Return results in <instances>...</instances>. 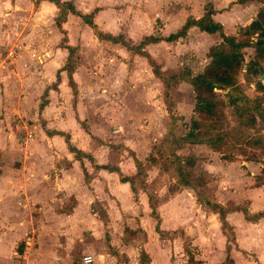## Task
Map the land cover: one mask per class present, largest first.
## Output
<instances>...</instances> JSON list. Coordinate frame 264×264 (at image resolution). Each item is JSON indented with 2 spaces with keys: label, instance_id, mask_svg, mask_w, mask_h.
<instances>
[{
  "label": "crops",
  "instance_id": "obj_1",
  "mask_svg": "<svg viewBox=\"0 0 264 264\" xmlns=\"http://www.w3.org/2000/svg\"><path fill=\"white\" fill-rule=\"evenodd\" d=\"M60 1H69L75 10L92 14V21L102 37L70 11L58 24L60 8L54 0H0V226L11 222L17 228L0 230V239L19 238L24 230L19 224L25 225L27 220L22 219L19 212L10 213L11 206L29 210L36 202L42 207L50 206L52 202L61 204L63 199L49 201L47 193L71 194L74 192L73 180L81 187L92 188L88 189L91 190L88 202L92 201L90 214L96 225L104 228V234L101 236L97 232L98 235L84 245L81 260L75 252L67 253L62 261L64 255L55 252L58 258L55 259L49 251H42L45 256L42 264H220L225 256L236 259L244 254H252L258 259L263 256L259 264H264V217L252 221L246 219L242 211L229 212L225 220L234 227V244L230 247L222 234L216 247V240L206 233L207 209L197 202L190 188L176 183V190L165 196L166 186L163 193L156 190L154 183L151 184L150 170L146 168V188L137 192V199L132 203L127 199V191L129 193L131 188L129 182L120 180L121 166L117 164L119 172L109 171L99 159L101 149L92 139L102 138L103 133L89 134L80 124L90 110L89 99L82 101L81 97L93 95L96 89L93 81L99 77L94 69L98 64L122 67L123 75H126V61L134 53V58L145 57L149 65L146 56L106 36H121L131 46L138 45L148 35L160 37L142 47L160 65L155 52L159 44L179 45L192 33L205 41L216 40L217 33H209L214 35L208 38L204 34L207 32L196 26L189 27L185 38L162 39L178 30L187 17L199 18L206 6L212 5L216 10L213 19L230 33L227 26H232L239 14L253 13L251 8L258 7L259 3L263 6L264 2L174 0L176 5L166 6L163 0ZM218 37L217 42L220 41ZM67 46L76 48V63L69 75L63 69L69 55ZM10 49L14 50L15 56L5 60ZM106 74L111 77L110 72ZM39 117L44 122L43 129L37 122ZM79 139L85 140L92 149L85 151L75 146ZM68 144L84 154L77 158L68 149ZM39 147L44 148L45 153L36 152ZM86 158H94L97 167L94 169L93 163H89V168L85 169L83 161ZM124 160L133 170V160ZM68 174L73 177L64 182L63 176ZM37 180L38 186H35ZM152 194L157 201L153 204L154 210L148 197ZM249 201L251 208L248 211L260 210H256L251 199ZM94 202L100 205L101 212L92 209ZM78 207L76 203L73 208ZM75 210L67 214L70 220L75 218ZM233 213L238 215L232 216ZM114 228H118V235ZM218 228L221 229V225ZM127 233L132 236L128 238ZM33 241V234L27 236L25 247L28 252ZM187 243L196 251H190ZM1 256L0 264L5 261ZM86 256L91 258L88 263L83 261Z\"/></svg>",
  "mask_w": 264,
  "mask_h": 264
},
{
  "label": "rangeland",
  "instance_id": "obj_2",
  "mask_svg": "<svg viewBox=\"0 0 264 264\" xmlns=\"http://www.w3.org/2000/svg\"><path fill=\"white\" fill-rule=\"evenodd\" d=\"M163 3L166 6L176 5L174 0L170 2L163 0ZM260 7L259 3L258 7L255 5L251 8L253 13L239 14L237 21L232 26H227L230 33L236 35L238 27L248 23ZM200 33L203 32L200 31ZM204 34L208 35V38L214 35ZM215 39L214 41H205L199 35L192 33L189 38L187 37L179 45L176 43L174 45L159 44L156 46L155 52L160 62L162 74L168 77L180 72L196 74L202 71L209 61V45L217 43L218 35ZM253 53V47L244 48L246 63L253 56ZM134 55L133 53L126 61V75H123L122 67H114L112 64L110 66L107 64L97 65L94 70L99 77L93 81L96 89L93 95H89V97L83 95L81 97L82 101L89 99L88 106L90 110L87 112L88 116L80 120V124H83L82 127L89 134L95 131L103 133L102 138L92 137V141L97 148L101 149L98 151V155L104 165L115 167L119 164L123 176H133L134 185L131 187L132 189L130 188L129 193L127 191V199L132 203L137 199V192L142 188H146V168L150 170L151 184L154 183L156 190L162 192L166 186L165 196L174 192L179 186L176 184L178 182H176L175 164L172 163V159L168 155V143L164 138L170 124L164 98V84L152 74V68L147 64L145 57L134 58ZM260 65L264 69V59L260 60ZM244 68L245 64L238 75L236 85L230 91L233 95L246 96L250 100L259 97L264 108V91L256 90L254 84L255 81L260 79V76L247 79ZM107 72L111 73V77L107 76ZM168 86L169 99L174 104L177 118L175 134L181 136L187 132V127L193 116L195 93L192 86L184 80L179 79L174 83L170 81ZM241 103L242 100L238 102V104ZM249 105L253 108L254 104L249 103ZM234 108L232 105H227L224 110L226 114L224 125L226 138L221 152L212 150L206 144L187 143L189 145H186L185 143L177 148V153L181 155L191 154L195 157L196 164L191 170L192 178L195 180L202 176L201 178L205 180V189L202 190L205 196L211 200L223 202L224 206L231 209L229 212L240 211L237 209L238 207L250 209L249 199L256 205V210L260 209L258 211H261L264 210V125H262L261 120H257L254 126L246 124L247 116L238 115ZM37 122H40L43 129V120L39 117ZM40 135H42V132ZM37 136L38 133L35 134V138ZM74 145L80 149H85V151L92 149L82 139H79L78 144ZM35 151L45 153L46 150L39 147ZM131 151L141 159L148 158L151 154L156 157V162L153 164L148 161L145 162L143 177L135 176L136 167L134 161H132L133 154ZM124 159L133 162V170ZM94 162L96 163L94 158L84 159L85 169L89 168V163H93L95 169L97 165L95 166ZM71 177H73L71 174L64 175V182L69 181ZM195 182L197 183V181ZM72 183L74 192L71 194L54 191L47 193L46 198L49 201L63 199L61 204L52 202L50 206L42 207L40 202H36L34 207L31 206L29 210L25 207H10V213L19 212L22 219L29 222L24 221L25 225L19 224V227L24 229L21 231L19 238L0 239V254H3L0 256L5 259L2 264H42L45 257L42 255V251H49L55 259H58L55 252L64 255L61 258L62 261L65 260L67 253L75 252L79 254L80 259L81 253L85 249L84 245L90 243L92 237L98 235L97 232L101 236L104 234V228L97 226V222L90 214V203L92 201L88 202L90 198L88 194L92 188L90 186L87 188L84 184L81 187L75 184L73 180ZM35 186H38V180ZM152 198V204L156 205L157 201L153 194ZM76 203L79 204V207L75 210L73 207L76 206ZM92 204L93 210L96 212L102 211L99 204H95V202ZM72 210H75L73 213L75 218L70 220L67 214ZM229 212L225 214V217ZM196 214L198 215L197 212ZM206 215L208 217L206 224L207 236L216 240V247H218V238H221L223 234L222 239L225 237L226 243H229L232 247L234 244V227L230 224L223 227L218 214L210 212L208 208ZM235 215L238 214H232V216ZM219 225H221V229L218 228ZM16 229L11 222L0 226V230L3 231H14ZM113 231L118 235V228H114ZM32 234L34 235V241L29 246L31 249L28 252L25 241L27 236ZM131 236V233H127L128 238ZM187 245L190 251H196V248L191 246L190 243H187ZM259 258L263 259V256ZM260 259L252 254H244L243 257L236 256V259L225 256L220 264H259Z\"/></svg>",
  "mask_w": 264,
  "mask_h": 264
},
{
  "label": "trees",
  "instance_id": "obj_3",
  "mask_svg": "<svg viewBox=\"0 0 264 264\" xmlns=\"http://www.w3.org/2000/svg\"><path fill=\"white\" fill-rule=\"evenodd\" d=\"M60 8V14L56 21L58 24L64 19L65 14L70 11L77 14L82 20L94 28L96 26L92 21V14H83L74 9L73 5L69 1L54 0ZM247 1L264 2V0H236L237 3H245ZM216 10L212 5H208L202 16L199 18L187 17L184 24L175 32L170 33L166 37L162 38L167 41H175L179 38H185L189 27L196 26L199 30L207 33H217L220 36V41L212 45L208 50L209 61L205 65L204 69L196 74L191 73H175L171 76H164L162 74L159 63L154 60L147 52L142 50V47L148 42L158 41L161 38L154 35L145 36L138 45H129L124 41L121 36L105 38L112 40L113 42H120L127 49L134 51L137 54L144 55L148 59V63L152 68L153 74L159 78L165 87V103L166 110L170 118V124L168 126V132L165 137L168 143V155L172 159V163L175 164V173L180 186L190 188L194 196L201 204L210 212L218 214V218L222 223V226H228L225 220V214L231 209L227 208L220 202L211 200L205 196L202 192L205 189V180L203 178L193 179L192 168L196 164V159L191 154L181 155L177 153V148L182 144H206L212 150L221 152L223 145L225 144L226 132L224 130L226 114L225 109L227 105L234 106V111L242 117L247 116L248 120L246 124L254 126L257 120H261L264 125V108L262 107V101L259 97H255L250 100L246 96L239 97L233 95L230 89L236 85L239 73L243 70L245 64L244 73L247 79L251 77L261 76L264 73V69L260 65V60L264 59V6H261L253 19L246 25L240 26L236 35L227 33L223 25L213 19V14ZM98 32V31H97ZM98 35L101 34L98 32ZM102 37V36H101ZM253 47V56L245 62L244 48ZM69 55L67 62L63 69H66L68 75L73 69L76 63V48L67 46ZM184 80L189 83L195 93V103L193 107V116L190 119L188 130L185 134L177 136L175 134L177 118L174 111V104L170 101L169 86L168 83L176 82L178 80ZM255 89L258 91H264V83L261 79L254 82ZM226 98V99H225ZM242 100L241 104L238 102ZM249 103H253V108ZM43 106V102L40 107ZM264 131V130H263ZM259 142V141H257ZM68 149L75 154L77 158H80L84 153L83 151L76 149L72 145L68 144ZM133 161L136 167V177H143L145 174L146 161L150 163L156 162V157L151 154L148 158L140 159L134 152ZM104 168L109 171L119 172L117 166L110 167L104 165ZM87 178V175L85 174ZM120 180L129 182L133 187V176H123L120 174ZM197 181V183L195 182ZM150 206L154 210L152 204V195H149ZM238 210L242 211L246 219L256 220L260 217H264V210L250 213L248 209L238 207Z\"/></svg>",
  "mask_w": 264,
  "mask_h": 264
},
{
  "label": "built area",
  "instance_id": "obj_4",
  "mask_svg": "<svg viewBox=\"0 0 264 264\" xmlns=\"http://www.w3.org/2000/svg\"><path fill=\"white\" fill-rule=\"evenodd\" d=\"M15 56V53H14V50L13 49H10L6 52V55H5V60H10V59H13ZM27 136H30V133H28ZM84 263H88L91 261V258L90 256H86L84 257L83 259Z\"/></svg>",
  "mask_w": 264,
  "mask_h": 264
},
{
  "label": "water",
  "instance_id": "obj_5",
  "mask_svg": "<svg viewBox=\"0 0 264 264\" xmlns=\"http://www.w3.org/2000/svg\"><path fill=\"white\" fill-rule=\"evenodd\" d=\"M260 79H261L262 82L264 83V74H262V75L260 76Z\"/></svg>",
  "mask_w": 264,
  "mask_h": 264
}]
</instances>
